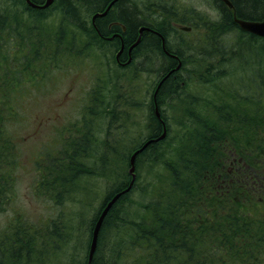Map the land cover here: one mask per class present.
I'll return each mask as SVG.
<instances>
[{
  "label": "trees",
  "instance_id": "1",
  "mask_svg": "<svg viewBox=\"0 0 264 264\" xmlns=\"http://www.w3.org/2000/svg\"><path fill=\"white\" fill-rule=\"evenodd\" d=\"M229 1L233 9L222 0H205L217 10L212 18L180 0H53L44 9L25 0H0V213L16 195L18 127L26 120L24 110L37 101L36 90L53 69L86 57L95 46L118 50L123 45L125 58L140 27L146 26L130 53L157 65L154 90L163 80L155 100L148 101L144 133L130 139L129 155L147 142L136 155V179L104 216L91 264H264V38L234 21V16L263 19L264 0ZM106 7V14L92 22L91 15ZM176 24H188L191 31ZM199 29L201 35L190 38ZM234 30L240 32L236 42L228 34ZM173 32L181 35L180 45L171 42ZM162 38L171 55L162 50ZM178 62L180 67L167 75ZM101 87L89 91L79 127L73 122L59 142L43 145L34 156L38 174L32 195L51 201L57 211L37 223L23 211L12 213L0 230V264H45L59 247H65L59 253L69 255L67 264H74L78 230L87 235V255L79 263H88L100 208L130 179L118 167L112 188L106 186L82 229L81 205L92 192L87 185L80 187V180L95 175L84 155L102 111L100 105L96 108L98 96H104ZM87 113L92 115L88 119ZM110 114L108 131L117 125L123 129L120 114L114 108ZM163 129L165 136L153 140ZM106 140L104 174L111 168L108 153L113 149ZM78 195L79 207H67L65 200ZM126 200L130 215L120 216L121 209L128 211L122 208ZM107 235L116 236L109 248Z\"/></svg>",
  "mask_w": 264,
  "mask_h": 264
},
{
  "label": "rangeland",
  "instance_id": "2",
  "mask_svg": "<svg viewBox=\"0 0 264 264\" xmlns=\"http://www.w3.org/2000/svg\"><path fill=\"white\" fill-rule=\"evenodd\" d=\"M180 1L186 4H193L198 9L209 13L212 18L218 16L216 8H214L211 3L205 2V0ZM112 3L113 1L111 4ZM102 11L106 12L107 7ZM92 16L93 14L91 17ZM54 19L56 20L57 18ZM201 31L202 30L199 29L198 34L194 33L190 38L196 39L197 35H201ZM228 34L229 37L236 42L235 40H237L240 32L234 30L228 32ZM180 36L181 35L176 32L169 34L170 40L174 45L181 44L182 41H180ZM84 37L82 38L84 39ZM99 50L88 52L84 58L67 62L63 65L64 68L62 70L53 69L49 80L44 86L36 90L35 97L37 101L32 102L28 110H24L26 120L24 119V123L20 122L18 127L21 136V156L20 164L16 171V195L10 202L9 208L0 213V230L5 223L9 221L8 219L13 218L12 213L14 212H17L19 215L22 214L23 211L27 220L37 223L48 221V217L52 216L57 211L51 201L32 195L31 184L38 174V170L33 164L34 156L37 157V155H40V149L43 145L50 148L55 144V141L59 142L60 136L67 134L68 131H66V128H72L71 124L73 122H76L79 127L80 122L78 118L81 117L84 105L89 101V90L96 82H100L101 86H103L101 88L104 89V96H98L97 101L99 104L96 108L100 105L102 111L95 120L98 125L92 128V146L84 155L85 159L88 160L87 163L92 166L95 175L82 176L83 179L80 180V187L87 185L88 189L92 192L90 200H88L86 204L81 205L80 215H82L84 219L82 229L85 222L88 221L87 217L90 216L92 210L100 205L107 187L112 188L114 182L111 181L115 179L114 172H118L120 169H126L127 171V164L125 165L124 160L129 156L128 148L130 139L144 133V123L146 120L145 110H147L150 104L148 101L153 99L156 81V75L153 69L157 65L152 62H145L144 56L131 55L128 50V54L119 62V60L116 59V53L119 49L115 50L113 47L109 49V46L102 50L104 54L103 59L98 56ZM144 65L147 69L144 67V71H139ZM196 66L200 67L199 65ZM193 89L196 90L199 89V87ZM209 89L213 93L212 86H210ZM112 108L115 109L116 113L120 114L121 121H123L124 124L123 129H118L117 125L113 127L111 131H108L110 126L108 127L107 121L110 115H112L110 114ZM105 110L108 111L109 115L107 113L105 116H102ZM89 116L92 115H88L87 113V119ZM117 116L118 115H116L115 118H117ZM85 129L86 128H84V130ZM63 131L64 134L61 133ZM106 137L111 145H113V149L112 152L109 151L108 153L109 157L107 164L111 165V168L104 174V169L102 168L104 162L102 150L105 149L102 147V141L104 138L106 139ZM41 156L43 157V155ZM75 194L80 193L75 192L74 195ZM79 197L78 195L71 197V199H66V206L69 208L79 207L81 204ZM128 200H130V196ZM128 200L125 201V204L123 203L124 206L121 205L122 208L124 207L127 210ZM123 210L124 209H121L120 216L124 214L130 215L129 210ZM109 231L106 230L105 232L108 233ZM74 235L80 237L77 239L78 242L72 246L75 254L74 264H80L79 261L87 255V246L84 240L87 235L85 230H78ZM115 238L116 236L113 235L112 238L109 236L105 239L106 248L112 246L114 243L113 239ZM71 241L75 242L73 239ZM57 250L63 252L65 251V247H59ZM58 251L53 256V251L51 250L52 256L45 264H67L69 255L66 253H59ZM121 263L122 262H119V264Z\"/></svg>",
  "mask_w": 264,
  "mask_h": 264
},
{
  "label": "water",
  "instance_id": "3",
  "mask_svg": "<svg viewBox=\"0 0 264 264\" xmlns=\"http://www.w3.org/2000/svg\"><path fill=\"white\" fill-rule=\"evenodd\" d=\"M52 0H46L44 4L42 5H36L34 3H31L29 0H27V2L29 4H31L34 7H40V8H44L47 5H49L51 3ZM229 7H232V4L230 3L229 0H223ZM235 22L244 30L252 32L254 34L260 35V36H264V20L262 21H249V20H243V19H239L235 17ZM187 28V27H185ZM158 115V113H157ZM147 143V142H146ZM146 143L139 148L138 150H136L129 159V163H130V167H129V173L132 175V179L130 181L129 186H127L125 189L117 192L116 194L113 195V197L107 202V204L105 205V207L102 209V211L100 212L97 220L94 223L93 229H92V236H91V241H90V249H89V259H88V264H90L91 261V257L93 254V251L95 249L96 246V240H97V235L98 232L100 230L103 218L105 216V214L107 213V211L109 210V208L111 207V205L116 201V199L124 192H126L130 186L133 183L134 177L135 175L133 174V170H134V162H135V157L137 155V153L143 149V147L146 145Z\"/></svg>",
  "mask_w": 264,
  "mask_h": 264
},
{
  "label": "bare ground",
  "instance_id": "4",
  "mask_svg": "<svg viewBox=\"0 0 264 264\" xmlns=\"http://www.w3.org/2000/svg\"><path fill=\"white\" fill-rule=\"evenodd\" d=\"M53 1V0H52ZM52 1H51V3H52ZM113 1V0H112ZM45 3V2H44ZM43 3V4H44ZM50 3V4H51ZM49 4V5H50ZM32 6V5H31ZM48 6V5H47ZM98 15V12H96V13H94L93 14V16L91 17V19H92V22H94V19H95V17ZM246 20H249L250 21V19H246ZM144 29H149V27H146V26H142V27H140V29H139V36H138V38H137V40L136 41H139V39H140V35H141V32L144 30ZM134 42L133 44H132V46H130L129 48H128V52H130V50H131V48L133 47V45H135V44H137L138 42ZM161 45H162V47H163V49L166 51V49H165V41H164V39L162 38L161 39ZM119 50H123V45H121V47L119 48ZM167 52V51H166ZM168 53V55H171L169 52H167ZM116 59L118 60V57H117V54H116ZM129 60V59H128ZM181 65V62H178V64L174 67V68H172L168 73H167V75L170 73V72H172V70L173 69H176V68H178L179 66ZM163 80V79H162ZM162 80H160L159 81V83L157 84V86H156V88H155V90H154V92H153V98H156V92H157V90H158V87H159V85H160V83L162 82ZM158 117H160V115H157ZM165 134H166V130H164L163 129V131H162V133L158 136V137H156L155 139H153V140H158V139H161V138H163L164 136H165ZM152 140H148V142H151ZM97 240H98V235H97ZM97 240H96V245H97ZM89 249H90V245H89ZM95 249H96V246H95ZM95 249H94V251H93V254H94V252H95ZM88 254H89V251H88ZM93 254H92V256H93ZM88 259H89V256H88ZM91 259H92V257H91Z\"/></svg>",
  "mask_w": 264,
  "mask_h": 264
},
{
  "label": "flooded vegetation",
  "instance_id": "5",
  "mask_svg": "<svg viewBox=\"0 0 264 264\" xmlns=\"http://www.w3.org/2000/svg\"><path fill=\"white\" fill-rule=\"evenodd\" d=\"M102 36H103V37H102L103 39L109 40V39L106 38V37H108L109 35H108V36H107V35H105V36L102 35ZM161 47H162V45H161ZM162 50H164L163 47H162ZM123 51H124V48H123V50H122V51L118 54V56H117L119 62L122 61V58H123L124 55H125ZM164 51H165V50H164ZM165 52H166V51H165ZM167 54H168V53H167Z\"/></svg>",
  "mask_w": 264,
  "mask_h": 264
}]
</instances>
